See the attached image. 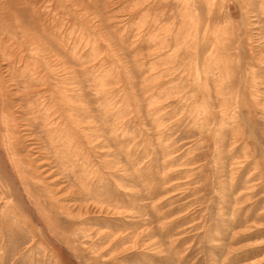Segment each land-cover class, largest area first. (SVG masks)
I'll return each instance as SVG.
<instances>
[{"label":"rangeland","instance_id":"374dc122","mask_svg":"<svg viewBox=\"0 0 264 264\" xmlns=\"http://www.w3.org/2000/svg\"><path fill=\"white\" fill-rule=\"evenodd\" d=\"M0 155V264H264V0H0Z\"/></svg>","mask_w":264,"mask_h":264},{"label":"bare ground","instance_id":"6f19581e","mask_svg":"<svg viewBox=\"0 0 264 264\" xmlns=\"http://www.w3.org/2000/svg\"><path fill=\"white\" fill-rule=\"evenodd\" d=\"M0 163H1V166L4 168V173H5V178L6 179H9V178H11L13 181H14V183L16 184V180H14L13 179V176H12V174L10 173V171H9V169H8V167H7V165H6V162L1 158V155H0ZM6 171V172H5ZM4 178V179H5ZM18 185V184H17ZM18 188V187H17Z\"/></svg>","mask_w":264,"mask_h":264}]
</instances>
